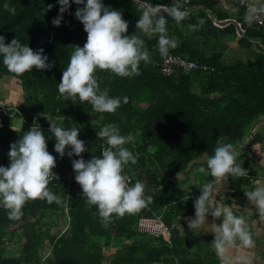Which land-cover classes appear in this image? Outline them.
Masks as SVG:
<instances>
[{"label": "trees", "instance_id": "16d2710c", "mask_svg": "<svg viewBox=\"0 0 264 264\" xmlns=\"http://www.w3.org/2000/svg\"><path fill=\"white\" fill-rule=\"evenodd\" d=\"M148 2L173 4V0ZM180 2L187 12L186 19L178 25L166 17L168 34L178 42L170 53L210 69L163 76L158 37L144 36L151 62H141L139 75L122 78L111 72H97L102 90L107 89L112 97H128L127 104L122 102L110 114L95 112L91 104L79 99L75 104L66 101L58 92L74 46L83 47L87 41L83 24L75 17L77 8L83 5L71 0L61 25L56 27L52 21L60 15L58 0H0V36L5 43L17 37L34 51L43 49L49 63L55 64L50 70L33 69L15 75L0 57V79L12 77L24 91L18 104H6L0 98V166L10 165V145L38 124L47 139L48 151L56 157L55 169L68 168L73 160L67 155L71 148H66L63 158L55 151L57 141L50 132L48 117L55 120L64 115L63 127H77L79 139L89 149L87 156L99 155L106 147L97 132L114 123L122 135L135 136V142L127 146L137 156V163L129 164L126 174L133 183L144 182L146 195L153 197L149 210L114 217L105 228L98 209L87 204L75 178L50 183V190L62 198L59 205L29 201L19 220H10L0 207V264H204L192 256L179 236L180 219L195 211L188 181L179 180V176L190 168H207L206 163L196 162L205 153L211 155L218 143L236 147L252 133L253 144L264 141V128L257 130L264 117V24L241 22L244 32L240 36L237 25L217 8L218 0ZM4 3L14 6L16 14L5 11ZM103 3L121 11L129 23L128 35L136 34L141 11L133 0ZM49 4L53 5L51 11H47ZM189 24L197 25V30L189 31ZM226 35L239 39L242 47L257 42L263 55L250 63H225ZM207 48L212 52L207 53ZM204 175L205 183L213 179L207 171ZM155 215L162 216L171 227V241L137 230L140 217Z\"/></svg>", "mask_w": 264, "mask_h": 264}, {"label": "clouds", "instance_id": "9594fccd", "mask_svg": "<svg viewBox=\"0 0 264 264\" xmlns=\"http://www.w3.org/2000/svg\"><path fill=\"white\" fill-rule=\"evenodd\" d=\"M78 7L75 17L87 33V41L83 47L74 46L70 60L63 71L58 92L66 101L75 104H91L98 113H115L121 103L127 104L128 97H112L107 89H101L98 82V71L111 72L119 77L139 75L141 62L150 63V53L146 47L144 36L158 37V50L166 57L170 50L178 47L175 37L168 34V20L171 17L178 25L187 17L186 10L180 0H173L171 6L153 5L148 0H133L141 11L136 23V34L128 35L129 23L123 13L106 7L103 0H74ZM60 15L53 19L54 26L59 27L63 14L71 6V0H58ZM53 5H47L51 11ZM5 11L16 14V8L4 3ZM264 13V5L252 4L245 17L252 22L256 13ZM166 13V15L162 14ZM189 31H196L197 25L189 24ZM0 57L10 73L23 75L37 69L50 70L55 66L49 63V57L43 49L34 51L16 37L10 44L0 36ZM48 117V116H47ZM50 132L55 137V151L63 158L66 148L69 157L78 156L89 151L85 142L79 139L77 127L65 128V116L49 118ZM15 130V129H14ZM99 140L104 141L100 156L92 159L73 160L75 180L83 190V196L89 206L98 209L102 226L107 228L113 218H122L125 214H135L147 208L153 202L151 195H146V185L140 180L132 183L125 169L129 164L137 163V156L126 145L135 142V136L120 133L118 125L106 124L97 132ZM206 166L201 173L208 172L213 179L205 183L201 195L195 200V218H187L189 229H202L214 234L213 246L221 264H229L227 253L235 247L252 248L255 246L249 228V218L236 215L229 206H223L213 198L216 185L227 181L229 177L242 178L248 171L238 162L239 153L232 143H218L213 153H205ZM10 165L0 166V207L6 210L10 220H19L23 209L29 201H46L48 204H61V196L54 194L49 184L58 179L53 169L57 167L56 157L48 151L47 139L38 124L30 131L23 132L21 139L10 145L8 153ZM248 201L255 207L259 219L264 221V183L257 181V186L244 192ZM214 221L207 222L208 216ZM221 224L215 220H221ZM254 223V222H253ZM239 242V244L237 243Z\"/></svg>", "mask_w": 264, "mask_h": 264}, {"label": "crops", "instance_id": "0c3cea01", "mask_svg": "<svg viewBox=\"0 0 264 264\" xmlns=\"http://www.w3.org/2000/svg\"><path fill=\"white\" fill-rule=\"evenodd\" d=\"M239 0H218L217 8L227 15L230 19L236 20L238 23L247 22L245 17L248 15L244 10L238 6ZM259 4H264V0H250ZM223 26H227L226 24ZM242 27V26H241ZM243 29V28H242ZM244 32V31H243ZM224 43V61L227 64H233L239 60L246 63L253 62L259 59L263 52L260 50L258 43L253 42L250 47H242L239 44V39L226 35L223 38ZM207 53H211V49H206ZM21 96V95H20ZM21 98V97H20ZM5 99H7L5 97ZM9 100V101H7ZM3 103L17 104L19 101H14L8 98ZM257 130L264 128V117L257 125ZM253 136H249L245 143L236 146L239 153L238 162L248 171V176L242 178H231L227 181H221L216 185V191L214 193V199L217 203L223 206H229L232 208L234 214L245 215L249 218V228L255 242V246L252 248L235 247L229 250L226 254L229 264H264V221L259 219V214L255 207L250 204L245 196L246 191H251L257 186V181L264 183V141L253 144ZM225 143V142H224ZM126 147H129L126 145ZM133 151V150H132ZM206 155H204L197 164L206 163ZM205 172L201 173L199 169H189L187 172L182 173L179 176V180H187V188L191 192L192 196L196 200L201 195V190L205 181ZM195 218L194 213L189 216ZM182 217L178 226L179 236L189 246V251L192 256L198 261L204 264H221L220 258L213 246L214 234L202 230H191L187 224V218ZM214 218L208 216L207 222L212 223ZM254 222V223H253ZM215 223L221 224V220H215ZM239 244V242H237Z\"/></svg>", "mask_w": 264, "mask_h": 264}, {"label": "built area", "instance_id": "2783aa9c", "mask_svg": "<svg viewBox=\"0 0 264 264\" xmlns=\"http://www.w3.org/2000/svg\"><path fill=\"white\" fill-rule=\"evenodd\" d=\"M185 2L188 3L189 0H185ZM253 3L254 2L250 0H239L238 6L241 8V10H244L246 13L249 14L250 7L252 6ZM256 6L259 7L260 5L256 4ZM252 21L256 22L258 25H263L264 24V13H261V12L256 13L255 18ZM238 28H241V25L239 23H238ZM209 69L210 67L205 64H200L198 62L191 61L181 55L172 54L170 52L166 57H162V61L160 63V72L163 76H166V77L173 76L179 73L180 71H184L188 73V72L197 71V70L208 71ZM252 132H255V128L252 130ZM101 153L102 151L100 152L99 155H95V156H100ZM92 157L93 156H87L86 153H83L82 157L73 156V160H78L80 158H83L87 162L91 160ZM72 161L70 165L68 166V168L66 169H62V170L53 169L58 179L57 180L54 179L50 183L71 181L73 178H75L76 173L73 169ZM129 177H130V180L132 181V178L130 175ZM145 209L149 210L150 206H148ZM137 230L141 233H146L151 236L161 237L165 241H171L172 239L171 227H169L163 220V217L159 215H155L153 217H145V216L140 217L137 221Z\"/></svg>", "mask_w": 264, "mask_h": 264}, {"label": "rangeland", "instance_id": "374dc122", "mask_svg": "<svg viewBox=\"0 0 264 264\" xmlns=\"http://www.w3.org/2000/svg\"><path fill=\"white\" fill-rule=\"evenodd\" d=\"M21 92L23 95L24 94L23 88L12 77L7 76L3 80L0 79V96H1L0 98H2L4 100V102L8 98H11L14 101H19ZM5 97L7 99H5ZM7 101H9V100H7ZM6 104H9V102ZM261 130H263V129H261ZM64 230H65V228H64Z\"/></svg>", "mask_w": 264, "mask_h": 264}, {"label": "water", "instance_id": "95a60500", "mask_svg": "<svg viewBox=\"0 0 264 264\" xmlns=\"http://www.w3.org/2000/svg\"><path fill=\"white\" fill-rule=\"evenodd\" d=\"M231 23L237 25V28H238V22L234 19L232 20H229ZM238 32H239V35L242 36L243 35V30L241 28H238ZM252 136H253V133H252Z\"/></svg>", "mask_w": 264, "mask_h": 264}]
</instances>
